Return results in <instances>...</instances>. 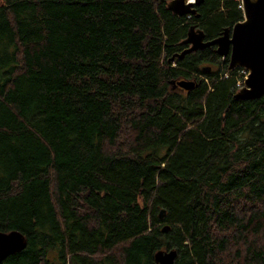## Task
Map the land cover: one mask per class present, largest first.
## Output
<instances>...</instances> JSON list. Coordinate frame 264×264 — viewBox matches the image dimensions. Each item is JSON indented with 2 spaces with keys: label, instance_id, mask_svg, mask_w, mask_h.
Returning a JSON list of instances; mask_svg holds the SVG:
<instances>
[{
  "label": "trees",
  "instance_id": "1",
  "mask_svg": "<svg viewBox=\"0 0 264 264\" xmlns=\"http://www.w3.org/2000/svg\"><path fill=\"white\" fill-rule=\"evenodd\" d=\"M169 1L0 0V231L27 239L0 264H264V95L214 46L170 60L240 0Z\"/></svg>",
  "mask_w": 264,
  "mask_h": 264
},
{
  "label": "water",
  "instance_id": "2",
  "mask_svg": "<svg viewBox=\"0 0 264 264\" xmlns=\"http://www.w3.org/2000/svg\"><path fill=\"white\" fill-rule=\"evenodd\" d=\"M203 0H170L169 9L179 16L197 15L195 5ZM241 20L212 39H205L203 29L192 24L187 36L182 41L187 46L171 56L170 60L183 58L186 54L215 46L216 53L221 57L229 54L228 69L244 67L248 70L244 86L233 95L237 100L257 99L264 95V0H242ZM210 67H203L209 71ZM172 88L191 89L195 80L170 81ZM161 209L159 217L164 216ZM165 224L162 231H167ZM27 246L25 235L19 230L0 231V262L8 256L20 252ZM177 256L176 249H159L154 254L155 264H174Z\"/></svg>",
  "mask_w": 264,
  "mask_h": 264
},
{
  "label": "built area",
  "instance_id": "3",
  "mask_svg": "<svg viewBox=\"0 0 264 264\" xmlns=\"http://www.w3.org/2000/svg\"><path fill=\"white\" fill-rule=\"evenodd\" d=\"M239 6H241V3ZM239 75L240 76H239V79L237 81L238 86H240L243 83L244 79L247 77V70L246 69H240Z\"/></svg>",
  "mask_w": 264,
  "mask_h": 264
},
{
  "label": "flooded vegetation",
  "instance_id": "4",
  "mask_svg": "<svg viewBox=\"0 0 264 264\" xmlns=\"http://www.w3.org/2000/svg\"><path fill=\"white\" fill-rule=\"evenodd\" d=\"M215 47V46H214ZM223 58V57H222ZM224 58H228V62H229V54H228V56H226V57H224ZM240 67H236V68H234V69H239ZM243 68V67H242ZM234 69H232V70H234Z\"/></svg>",
  "mask_w": 264,
  "mask_h": 264
}]
</instances>
